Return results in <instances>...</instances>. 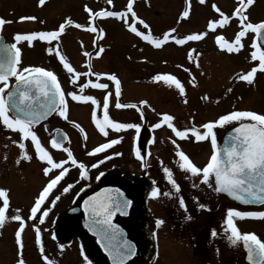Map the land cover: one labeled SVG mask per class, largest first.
<instances>
[{
	"label": "rangeland",
	"instance_id": "1",
	"mask_svg": "<svg viewBox=\"0 0 264 264\" xmlns=\"http://www.w3.org/2000/svg\"><path fill=\"white\" fill-rule=\"evenodd\" d=\"M6 3L9 4V7L0 10V18L11 21V23H6L5 25L4 32L8 36H12L14 33L28 34L40 30L50 31L55 26L54 24L59 21L65 23L70 18L76 23L84 19V15L80 11L82 0H49L43 5L36 4L31 0H13ZM128 3L129 0H112L110 4L107 0H93V14L103 11L125 13L123 18L119 17L118 19L116 17L93 15L91 18L93 27L103 33V39L100 44L93 43V59L86 60L83 58V50L91 49L90 40L85 33L77 32L76 28L72 27L74 29L68 31L66 39H61V45H65L66 53L68 51L71 56L70 58L66 57L65 61L71 63L74 71H86L87 68L92 66L93 73H96L93 75V84L107 83L109 87L108 89L93 87V92L85 91L82 94L91 95L96 99L97 104H93L92 108L88 105L91 103L83 104L88 105L86 107L82 103L79 105H71L70 103L67 120L55 113L46 122L33 127L41 145L50 153L56 163L68 161V157L63 149L56 150L51 146L52 133L57 129L66 132L69 136V141L64 148H69L73 152L75 159L87 166L89 173L88 178L84 179L80 177L81 170L72 165L70 161L62 164V167L68 168L69 171L52 190L41 209L37 212V217L44 220L43 224L39 222V219L31 217L30 210L34 206L35 199L41 190L52 177L59 174L60 169H50L49 173L45 175V167L50 168V166L47 165L46 161H41L38 158L35 145L31 146L27 139L22 140L20 134H18V146L15 151L12 150L9 154L4 148H2V151L0 150V189L8 190L9 197V205L5 209V223L0 227V264H14L17 254H21V249L15 236L21 221L11 220L10 217L13 214H19L23 218L25 227L22 232L24 237L21 235L23 242L22 254L27 257L30 264H46L44 255L56 261V264H75L78 260L81 261L78 258L76 249L79 243H81L82 247L84 246V253L91 259V262H94V264H108L106 258L90 239L84 240L81 235L63 242L57 235L58 221L62 216L69 214L71 208H77L88 193L105 184L108 176L119 174L124 169L121 164L124 162V155L129 149L130 136L132 133H136L135 129L117 131L107 125L105 130L108 132V136L99 131L96 121H102L103 117L95 116H103V104L107 101H109L107 109L108 115L110 114L109 119L113 122L135 123L139 119L132 111L116 107L115 102H117L118 98L115 94L114 83L105 79L102 75H97V73L115 74L120 81V94L123 102L132 101L144 106L148 124L158 122L160 127L157 130L160 132L171 131V128L168 127L169 122L163 119V114H169L173 117L177 114L178 116L174 109L175 106L181 107L180 101H184L185 105L190 104L191 108L195 109V107H192L193 103L187 92L191 89L197 90L195 98L203 101L204 107L208 109L206 119L209 122L216 121L221 115L235 110H251L258 114H264V73L259 76L260 79L256 84L253 82V85L238 79L239 75L246 74L251 68L250 51L252 45L250 43V35L246 34L242 38L243 47L240 50L241 53L239 52L238 54H230L228 51L222 50L216 42V38L223 36V34L226 36L225 41L234 42V37L238 34L237 27L234 26V23H236L234 13L238 7L237 0H205L204 3H201L200 0H132V10L136 13V17H132L131 13L127 12ZM146 4L148 6H145ZM252 5L251 9L245 12L247 20L253 23L264 21V0H255V5ZM216 8H219L220 12H217ZM185 10L189 11L188 17H183L182 15ZM220 13L230 18L227 22L230 25H227L228 27L223 30V33H212L210 37L202 39L205 40L203 42H197L196 40L186 41L178 46L168 43L154 48L139 41L133 34L128 32L130 23H137L138 20L142 19L148 26L154 27L155 39L163 40L164 34H169V38L176 36L177 32H172V29L179 30L183 33L182 36L185 37L184 33L187 32L186 23H197L196 26L201 27L204 23L221 20ZM30 16L36 17V19L21 20V17ZM135 26L138 28L141 24H136ZM85 39V43L89 44L81 51L78 47L79 44L74 43H81ZM58 43L56 42L55 45L52 44L51 46L37 44L33 50L27 52L23 65L39 66L53 71L57 77L65 81L69 92H76V77L71 79L74 75L67 72L60 58L59 60L56 58V52L59 48ZM72 46L74 47L72 48ZM49 47L52 48V53L47 51ZM198 48L205 49L199 50L198 53L200 55L198 56L197 54L196 56L195 53ZM78 49L81 54H79ZM198 64H202V66ZM195 65L201 68L202 77L199 73L193 71ZM164 75H174L180 80L185 88V93L181 95L174 84L169 85L162 80L157 81L154 79L156 76ZM229 89L231 91H228ZM91 111L93 116H91ZM190 116L194 123L198 122V120L201 121L195 117L194 113L184 114L185 120ZM187 122L190 123L188 120ZM238 123L233 121L223 126L218 125L214 131L218 132L220 137H222ZM184 127L186 128V126ZM109 139H118L119 142L100 153L89 154L93 152L92 149L94 150L99 145L109 142ZM20 142L25 144L24 149L19 146ZM148 142V140L145 141L147 149L161 147L164 151L165 145L157 143L155 146H150ZM26 153L31 156L30 160L25 159ZM167 159L170 164L172 163L173 168L177 170L176 173H178V169L174 164L176 163V157L172 158L168 155ZM5 163L8 164L5 166ZM93 164L97 166L92 167ZM132 166L135 171L140 167L139 164ZM101 172L104 175L97 179ZM184 175L178 176L176 174L174 178L175 180H177L176 177L178 178L179 192L187 194L192 180L187 175ZM149 183L151 184V182ZM68 184H72L73 187L67 193H64L63 188ZM151 187L150 190L146 191L143 186H137L131 195L134 197L139 196V198H143V195L150 196L155 186L151 185ZM160 187L163 190L162 199H159L154 204L152 202L146 207V211L151 216L157 213L159 206L167 208L170 203L169 197H171V193L169 185L163 183ZM172 191L177 192L173 187ZM164 193H168V195H164ZM210 195L213 196L210 193L207 202L211 201ZM56 196H59L60 199L55 200ZM53 201H55L54 204ZM186 206L190 208L188 203H186ZM0 208H3V198H0ZM224 208L226 219L227 211L233 208V205L226 200ZM17 209L20 210L19 213H17ZM45 210L49 212L47 217H43V211ZM214 218L217 220L216 213ZM151 221V217L145 216V224L148 226L146 231H143L144 236L142 237L140 233L135 235V241L139 242L141 251L144 252L139 253V255L143 254L144 256H139V259L133 264H143L146 261L148 262L147 264H150L152 259H154L152 264H160L158 260L160 262L162 260L163 264H172V262H176L177 258L185 259L182 264H197L189 255L191 254L190 249L185 246V229L183 233H178L170 241L164 228H150L154 226ZM37 227L41 230L39 241L35 231ZM248 228L242 226L241 231ZM258 230L264 232V226L262 225ZM149 244L151 248L148 247ZM60 245L64 246L63 249H61ZM41 246L44 248V253L40 251ZM30 247H33L32 252H30ZM146 253H149V255ZM212 254L215 255V252H212ZM234 259H239L238 254L235 252L234 246L228 243L225 246V264H233ZM214 260L217 261L218 257H214Z\"/></svg>",
	"mask_w": 264,
	"mask_h": 264
},
{
	"label": "snow or ice",
	"instance_id": "2",
	"mask_svg": "<svg viewBox=\"0 0 264 264\" xmlns=\"http://www.w3.org/2000/svg\"><path fill=\"white\" fill-rule=\"evenodd\" d=\"M110 4L112 0H107ZM204 3L205 0H200ZM45 0H39V4L43 5ZM254 0H242V3L236 8L235 15L240 18L241 30L235 37L234 44L229 43L224 40L223 36H218L216 42L222 50H226L229 53L233 51H239L243 47L241 40L245 35L251 31L256 33L257 36H264V21L260 22H249L245 15V9L252 5ZM215 7V6H214ZM133 3L129 0L127 5V12L131 13L132 17H136V13L132 10ZM86 10L91 14L92 10L87 8ZM217 12H220L219 8H216ZM94 16L103 17H121L125 16L123 12L117 11H103L93 14ZM183 17L189 16V11L185 10L182 13ZM222 19L219 21H212L209 24L210 29H215L217 26H221L229 21V17L220 13ZM36 17H21V20H35ZM6 23H11V21H6L0 18V29ZM73 24V21L69 18L65 23L59 25L57 30L52 31H34L28 34H16L15 41H26L29 45L35 40L48 41L51 43L57 40L62 33L65 32L66 25ZM139 24L143 25L145 29L149 26L142 19L139 20ZM77 28L84 27L81 24H75ZM131 31L136 33L138 36L143 37L148 40V36L145 35L143 31H138L137 27L131 26ZM89 31L96 32L97 29L92 27L88 29ZM175 32V29L171 30ZM205 34H191L187 35L185 38H174L175 43L184 44L185 40L194 41L199 40ZM2 39V38H0ZM163 41L169 40V34L163 35ZM223 41V43H222ZM155 43L157 47L161 45L160 39H154L150 41ZM235 45V47H234ZM253 47H256L254 44ZM49 53H52V48L47 49ZM0 53H6V57L0 59V123H2L7 129L18 132L21 134L22 140H26L29 137L35 145V151L38 158L41 161H46L49 167H45L44 173L47 175L50 169H60L59 174L52 177L46 186L41 190L38 197L35 199L34 206L30 210V215L33 219H39L41 224L44 223L43 219L37 217L38 210L44 204L45 200L52 192V190L60 183L64 178L66 173L69 171L68 168L62 167V164L71 162L72 165H78L80 171V177L87 179L89 176L87 166L83 162H78L73 152L65 147L63 151L67 153L68 161H61L56 163L50 153L41 145L36 132L33 130L32 125L40 120L41 117L47 116L49 113L56 112L65 120L68 119V101L66 99V94L61 88L58 81V77L51 70H46L39 66H28L20 67L21 65V48L17 46V43H12L11 45L2 44L0 45ZM259 53V55H258ZM57 55L59 51L57 50ZM85 55H91L90 53H85ZM252 59H259V69L264 70V51L257 48L256 51L251 53ZM60 60L64 63V68L69 74L74 72V69L70 62L65 61L63 55H59ZM257 68L253 67L246 74H241L238 79L246 81L249 84L253 83L255 73ZM85 75H88L85 73ZM97 75H103L97 73ZM9 77H14L16 80L15 89L9 88ZM75 79V77H73ZM107 79L115 82L116 95L119 96L121 87L120 81L115 74H110ZM155 80H162L164 83L172 85L178 89L179 93L183 95L185 93V88L174 75H164L156 76ZM91 87L99 89H108L109 85L107 83H95L93 84L89 81ZM8 89L7 92L5 90ZM84 89L81 88L80 92L83 93ZM228 91H231L229 89ZM71 97L73 101H90L92 104L96 105V99L91 95H78L76 92H70L67 94ZM146 103V102H145ZM129 105L116 103L117 108L128 107ZM135 107V105H131ZM108 103L103 104V120H97L96 126L99 131L105 136H108V132L105 130V126H110L115 130L119 131L122 129H135L136 132L140 131V125L134 123H115L109 119L108 116ZM163 119L168 123V127L171 128L175 135L181 139L188 138L189 133H191L196 141L209 140L214 149L209 162L203 168L197 166L192 162L190 157L182 150H178L176 155L179 159V168L182 171L189 173L192 176H202V181L204 183H209L210 178L214 177L216 188L215 191L218 193H226L235 200L243 204L259 203L264 205V114H258L251 110H235L230 113L221 115L216 121L207 122L201 127L203 131L196 127H189L184 130H179L171 123L174 117L169 114H163ZM239 122V126L234 128V134L230 135L226 141L225 146L222 150H217V138L214 129L219 125L223 126L229 122ZM248 121V122H244ZM77 127H79L77 125ZM154 127L159 128L160 124L157 123ZM83 131V129H81ZM67 138V137H65ZM86 138V137H85ZM118 139H112L107 143L101 144L96 147L90 155L95 153H100L113 145L117 144ZM173 144L176 143L175 140L172 141ZM51 146L56 149L62 147L61 142L57 139L51 140ZM19 146L24 149L25 144L20 142ZM142 147V146H141ZM137 157H141L140 149H137ZM25 159H31V156L25 154ZM97 165L93 164L92 167ZM163 172L168 178L169 183L173 188L179 192L180 186L174 178L173 172L167 168L163 167ZM104 173L101 172L100 176ZM195 187V184H193ZM73 187L72 184H68L63 188V192L67 193ZM104 195L97 194L94 197H90L86 200L85 211L90 216L89 228L97 235H99L105 243L103 244L105 250L111 256L113 264H125L128 256L133 254L134 245L131 241L123 239V232L119 225L112 223V217L115 215L116 211H121L126 209L131 203L126 199H121L123 194L112 195L108 190H105ZM160 191L157 188L153 189L152 195L154 198H158ZM168 195V193H164ZM0 198H3V208H0V227L5 223V209L9 205L8 190L0 189ZM60 197L56 196L55 200H59ZM198 199V198H197ZM55 201H53L54 204ZM179 203L187 211V206L183 197L179 198ZM200 208H205L206 205L199 204ZM17 209V213H19ZM49 212L47 210L43 211V217H47ZM191 219V217H187ZM236 218H258L264 219V211H241L238 209H228L226 219L224 221L226 227L224 229V234L227 240L235 245L238 242H243L247 249V259L251 264H264V242H262L255 233H242L235 223ZM13 221H21L19 230L15 233L17 243L21 249H23V242L21 240V234L24 231L25 224L23 223V218L19 214H13L10 217ZM164 221L158 219L156 221L157 227L162 225ZM36 237L39 241L40 239V228L35 229ZM213 237H216L218 233L213 230L211 232ZM55 238V237H53ZM63 249V245H60ZM41 253H44V248L41 246ZM44 260L46 264H56V261L44 255ZM87 260V257H85ZM18 264H25V261L21 258ZM87 264H92L90 260H87Z\"/></svg>",
	"mask_w": 264,
	"mask_h": 264
},
{
	"label": "flooded vegetation",
	"instance_id": "3",
	"mask_svg": "<svg viewBox=\"0 0 264 264\" xmlns=\"http://www.w3.org/2000/svg\"><path fill=\"white\" fill-rule=\"evenodd\" d=\"M12 2L13 0H0V10L3 9H7L9 7V4H7L6 2ZM26 1V0H24ZM29 1V0H28ZM33 2H35L36 4H39V0H31ZM49 0H45V3L48 2ZM82 4H80V11L83 13L84 15V19L80 20L76 23L73 22V24L71 25H66L65 28V32L62 33L60 35V37L57 40L52 41L51 43H49L48 41H40V40H35L32 42V45L30 46L28 42L26 41H20V42H16L15 41V35L17 33H14L12 36H8L5 34L4 30H5V25L3 26L2 29H0V45L2 44H8L11 45L12 43H17V46L21 48V65L20 67H28L23 65V60L24 58H26L27 56V52L33 50V48L36 47V45H47V46H51L52 44L55 45L56 42H59L58 44V51H59V55H63L65 58H70L71 56L69 55L68 51L66 53V47L65 45H61V39H66V34L68 33V31H70L72 29V27L76 28L77 32H83L85 33L86 37L90 40V44L89 43H85L86 39L81 42V43H74V44H79V49H81V51L83 49L86 48V45L89 44L91 45V49L87 50H83L84 54H83V58L86 60H90L93 59V43L94 44H100V42L103 39V33L101 30H98L96 32H92L89 31L88 29L93 27V23H91V18L93 17V0H82ZM242 3V0H237V6H239ZM255 5V0L254 3ZM86 6L87 8H90L92 10V13L90 14L87 10H86ZM145 6H148L147 4ZM250 5L246 8L247 10L251 9ZM79 8V6H78ZM245 11V12H246ZM236 23H234V26L237 27V32H239L241 30V23L239 20L236 19L235 21ZM62 24L61 21H59L58 23L54 24L55 26L50 30H57L59 25ZM75 24H81L84 27L81 28H77L75 26ZM139 24V23H136ZM209 24L210 23H204L203 26L201 27H197V23H186V29L187 32L184 33L185 37L187 35H191V34H205L202 36L201 39L196 40L197 42H203L207 37H210L212 33H216V32H221L223 33V30L228 27L230 24L228 23H224L221 26H217L215 27V29H210L209 28ZM228 25V26H227ZM206 27V28H205ZM70 28V29H68ZM73 28V29H74ZM72 29V30H73ZM138 31H143L145 33V35L148 36V40H145L143 37L138 36L137 34L133 33L131 31V28H129L128 32L130 34H133V36H135L139 41H142L144 44H149L154 48H158L156 46L155 43H152L150 41H153L155 38V29L152 26H149L148 29H145L143 25L139 26ZM176 30V29H175ZM43 31V30H40ZM49 31V30H47ZM177 32L175 35L176 36H172L169 38V43H171L174 46H178L180 44L175 43V39L174 38H185L183 37V33H181L179 30L175 31ZM247 34L250 35L251 37V51L250 53H252L253 51H256L257 48H259L260 50L264 51V47L261 46L258 43L257 37L255 35V33L249 31ZM224 40L226 39L225 34H223ZM236 37V36H235ZM234 37V38H235ZM161 40V39H160ZM187 40H185L186 42ZM235 41V39H234ZM163 43V40H161V44ZM223 43V41H222ZM234 44V42H233ZM256 45V47H253V45ZM74 46H72L73 48ZM235 47V45H234ZM78 49V50H79ZM202 49L205 48H198L197 52L195 53L196 56L198 54V56L200 55L198 52L199 50L202 51ZM242 48H240L241 50ZM61 50V51H60ZM239 51H233L230 54H238ZM81 51L79 50V54H81ZM57 53V52H56ZM85 53H90L91 55H85ZM241 53V52H240ZM74 54V52H73ZM259 54V53H258ZM6 53H0V59H3L6 57ZM59 55L56 54V58L59 60ZM251 55V54H250ZM202 56V55H201ZM62 63V62H61ZM259 64L260 61L259 59H252V57L250 58V65L251 68L249 70H251L253 67L257 68V72L255 73L254 76V84L257 83V81L260 79V75L264 73V70L259 69ZM200 66H202V64H198ZM200 67H197L196 65L194 66V70L196 73H199L201 75V77L203 76V74H201L200 72ZM85 73H87L88 75H85ZM74 75V77H76L75 82H77V86L75 88L76 92L80 95H82L85 91L86 92H93V87H91L89 85V81H91L93 83V75H95L96 73H93V67L91 66L90 68H87L86 71H74L72 73ZM72 75V76H73ZM109 74H103L102 76L107 79V76ZM73 79V77L71 78ZM58 81L61 85L62 90L64 91V93L66 94V99L68 101V110L70 108V106L72 104L76 105V104H87V103H91L90 101H73L71 99L70 96H68L67 94L70 93L69 89L67 87V84H65V81H63L60 77H58ZM9 88H12L13 85L16 83V80L14 77H9ZM112 83L115 84V82L111 81ZM253 85V83H252ZM3 85L0 84V87H2ZM83 88L84 91L83 93L80 92V89ZM257 88V86H256ZM8 89L5 90V92H7ZM188 92V96L191 98L193 106L194 108H191L190 104L185 105L184 101H180L179 104H181V107L179 106H175V111L178 113V116L176 114V116H174V120L171 122L174 127H176L179 130H184L186 128L189 127H196L198 129H200L201 131H203L202 129V125L209 122L208 119H206V117L208 116V109L206 107H204L203 105V101L197 100L196 97V93L197 90L191 89ZM257 92V90H256ZM195 94V95H193ZM117 102L115 103H121V104H125V105H129L128 107H124V108H120V109H126V110H130L132 111L135 116L139 119L137 122H135L134 124H139L140 125V131L139 132H134L135 136L133 137V134H131L130 136V144H129V149L128 152L125 153L124 155V162L121 164L122 167H124V169L122 171H120L119 174H114V175H110L107 177L106 179V183L102 184L101 186H99V188L104 187V186H118L119 188H121L123 191L126 192L127 196L129 198H131L133 200V204L131 207V210L129 212V216L127 217L126 220H123L121 216H118L116 218V223L120 226H122L126 231H128L131 235V238L133 240H135V235L138 233H140L143 235V231H146V227L148 226L147 224H145V216L146 217H151L152 218V225H154L153 227L150 228H164L166 230V236H168V238H170V241H172L171 239L174 238V236H176L178 233H183L184 229H185V240L186 245L188 249H190L191 254H189L192 258L194 262H197V264H225V246L226 244L230 243L225 234H224V229L226 227L224 221H225V208H224V204L225 201L228 200L225 196L219 194L218 192L215 191V182H214V178H210V182L209 183H204L202 181V176H192L189 173L182 171L179 168V159L176 155L178 150H182L184 151L192 160L193 163H195L197 166L203 168L204 166L207 165V163L209 162V159L211 157V155L213 154V148L209 140H203V141H196L195 137L189 133L188 138L185 139H181L179 137H177L175 135V132L170 129V132H160L159 130H157L158 128L154 127V125H156L157 123L154 122L152 124H148V117L145 113V109L144 106H140L139 104L133 103L132 101H126L123 102V99L121 97V95L119 94V96H117ZM195 98V99H194ZM179 101V100H178ZM109 101H107L108 103ZM191 102V101H190ZM190 102H186V103H190ZM71 103V105H70ZM195 103V105H194ZM91 108L93 107V104H88ZM88 105H83L84 107L88 106ZM131 105H135V107H131ZM93 110V109H91ZM190 113H194L195 117L200 119L201 121L198 120V122L194 123L192 122V117H188V121L191 123H188L187 120H185L184 114ZM68 116H69V112H68ZM91 116H93V112L91 111ZM110 118V114L108 115ZM95 117H103L102 115H96ZM190 124V125H189ZM186 126V128L184 127ZM66 133V132H65ZM18 132L12 131L7 129L2 123H0V150L2 151V148H4V150H7V153L10 154V152L15 151L17 146H18ZM67 134V133H66ZM216 134V138L217 140L221 141L223 136L220 137L219 133L215 131ZM21 135V134H20ZM68 136V134H67ZM133 139V142H132ZM29 141V144L31 146H33V142L31 141V138L29 137L27 139ZM110 140V139H109ZM148 140L151 145H156L157 143L159 145H165L164 146V151L162 150L161 147L157 148V149H147L146 148V143L145 141ZM173 140L176 141L175 144H173ZM68 141H69V136H68ZM142 146V147H141ZM137 149H140L141 151V157H137L136 152ZM93 151V149H92ZM6 152V151H5ZM67 154V153H66ZM170 155L172 158L176 157V163H174L178 169V173L177 170H175L172 166V163L170 164L168 162L167 156ZM174 160V159H173ZM153 161H155V163H153ZM8 163H5L4 165L6 166ZM134 164H139L140 167L137 171L134 170L133 166ZM76 168L79 169L78 165H74ZM163 167H167L169 168L174 176H176V174H178V176H182L186 173L187 177L189 179L192 180V184L190 186V190L187 194H182L180 192H173L172 191V185L169 183L168 178L166 177L165 173L163 172ZM184 175V176H186ZM176 181L179 184L178 178L176 177ZM146 182V183H145ZM151 182V184L149 183ZM163 183L168 184L169 185V189H170V193H171V197H169V206L167 208H162V206H159V208H157V213L154 216H151V214L149 212L146 211V207L149 206L152 202L153 204L156 203V201H158L161 198V194L163 192L162 188L160 187ZM193 184H195V187L193 186ZM151 185L155 186V188L159 189L160 191V195L158 198H154L151 192L150 196H146L143 195V198L139 196L134 197L132 194V192L137 188V186L141 187L143 186L144 189H146V191L150 190L152 187ZM98 189V188H97ZM96 189V190H97ZM95 191V190H94ZM94 191H91L90 193H88L86 196H88L89 194L93 193ZM212 193L213 196H211V201L207 202V200H209V194ZM144 194V193H143ZM140 195V194H139ZM141 196V195H140ZM163 197V196H162ZM183 197L185 204L188 203L189 207H187V211H185V208L182 207L179 203V198ZM138 198V200H137ZM198 198V199H197ZM83 200V199H82ZM81 200V202H82ZM168 200V199H167ZM151 201V202H149ZM229 201V200H228ZM81 202L79 204V206L76 208H71L73 209L69 214H66V216L68 218H73V221L70 222L68 220H66L64 222V224L68 225V226H73V229L70 231L69 235L67 236V238L61 240V241H66L69 240L70 238H76L79 236H83L84 240L86 239H90V241H92V243H95V240L91 237H89L87 235L86 232L83 231L82 228V222L85 219L84 214L81 212ZM213 202V203H212ZM229 203H231L233 205L232 209H238L241 211H264V205L261 206H243L240 204H237L235 202L229 201ZM149 204V205H148ZM199 204H204L206 205L205 208H200L198 205ZM138 208V209H137ZM215 213L217 214V220H215L214 215ZM191 217V219H188L187 217ZM158 219H162L164 221V223L162 225H160L159 227H157L156 221ZM75 221H77L75 223ZM210 222H212V224H210ZM235 223L237 224L238 228L240 229V231L242 230V226H246L249 227L247 230H243L241 231L242 233H255L257 235V237L264 242V232L258 230V228H261V226H264V219H258V218H245V219H239L236 218ZM186 225V226H185ZM186 227V228H185ZM57 229V228H56ZM215 230L218 235L216 237H213L211 235V232ZM22 237L23 234H21ZM57 235H58V229H57ZM22 239V238H21ZM228 242V243H227ZM138 243V253H137V259L136 261L139 259V256L143 257L144 255H139V253H144L143 251H141V246ZM81 243H79L76 246V249L78 251V258L81 259V261L78 260L77 263L75 264H87V260H90L87 256L86 253H84V249L82 247ZM233 245V244H232ZM97 246V245H96ZM235 248V252H237L238 254V260L234 259L233 264H251V262L249 263L247 261V251L244 248V244L243 242H238L237 244L233 245ZM149 248H151V245L149 244L148 246ZM186 248V247H184ZM30 252H32L33 247H30ZM212 252H215V255L212 254ZM147 255H149V253H146ZM151 254V253H150ZM17 259L16 262L14 264H18V261L22 258L25 261V264H30V261L27 259V257H24L23 254H17ZM85 257H87V260H85ZM214 257H218V260L215 261ZM161 259V258H160ZM178 259V260H177ZM176 262H172V264H182L183 261L185 260L184 258H177ZM154 260V259H152ZM152 260L151 263L152 264ZM135 261V262H136ZM134 262V263H135ZM158 262L160 264H163L162 260L160 262V260H158ZM108 263V262H107ZM148 262L146 261L143 264H147ZM92 264H94V262H92Z\"/></svg>",
	"mask_w": 264,
	"mask_h": 264
},
{
	"label": "water",
	"instance_id": "4",
	"mask_svg": "<svg viewBox=\"0 0 264 264\" xmlns=\"http://www.w3.org/2000/svg\"><path fill=\"white\" fill-rule=\"evenodd\" d=\"M237 18H239L238 16H236ZM240 19V18H239ZM257 35V34H256ZM258 40H259V44L261 46L264 47V36H257ZM16 84V83H15ZM15 84L13 85V87L11 88L12 90L15 89ZM55 112H52V113H49L47 116L45 117H41L40 120L38 122H36L34 125H32V128L33 127H37L39 126L40 124L46 122L49 118H51L53 115H54ZM238 125L234 126L233 128L229 129L225 135L223 136V139L222 141L220 142L219 140H217V150H222L223 147L225 146V141L226 139L234 134V128L235 127H238ZM67 137V138H65ZM52 139H57L61 142V145L62 147L58 150H61L64 148V146L66 145V143L68 142V136L67 134L62 131V130H55L53 133H52ZM51 139V140H52ZM56 149V148H55ZM215 182V180H214ZM216 186V184H215ZM105 190H108V192H110L112 195L116 196V195H119V194H123L121 196V199H126L128 201H130L131 203L128 205V207L126 209H123L121 211H116L115 212V215L112 217V223L115 224V225H118L116 223V218L118 216H121L123 220H126L127 217L129 216V212L131 210V207H132V204H133V200L130 199L126 192L123 191L121 188H119L118 186H105V187H101L99 189H97L94 193L88 195L87 197H85L81 203V211L82 213L84 214L85 216V219L83 220L82 222V228H83V231L86 232L90 237L94 238L96 244L98 245V247L100 248L101 250V253L107 258L108 260V263L109 264H113V261H112V258L111 256L108 254V252L105 250L103 244L105 243L104 241H102L101 237L99 235H97L95 232H93L92 230H90L89 228V223H90V216L89 214L85 211V201L88 200L90 197H94L96 196L98 193L101 194V195H104L106 194L105 193ZM223 196H225L227 199H229L230 201H233L237 204H240V205H243V206H261L262 204H259V203H252V204H243L237 200H235L234 198H232L231 196H229L228 194L226 193H219ZM68 220L70 222L73 221V218H68L67 216H62L59 221H58V236L60 239H65L67 238V236L69 235L70 231L73 229V226H68L66 224H64V222ZM77 221H75L76 223ZM120 229H122V232H123V239H126V240H129L131 241V243L134 245V252L133 254L129 255L127 260L125 261V264H132L135 260H136V257H137V251H138V247H137V244L132 240L131 238V235L128 231H126L122 226H120ZM245 250L247 251L246 247L244 246ZM247 261L250 263V261L247 259Z\"/></svg>",
	"mask_w": 264,
	"mask_h": 264
}]
</instances>
